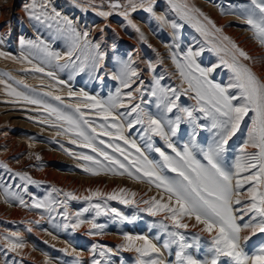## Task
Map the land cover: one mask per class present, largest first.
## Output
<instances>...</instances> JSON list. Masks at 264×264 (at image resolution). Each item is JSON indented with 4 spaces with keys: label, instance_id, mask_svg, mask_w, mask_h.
<instances>
[{
    "label": "snow or ice",
    "instance_id": "obj_1",
    "mask_svg": "<svg viewBox=\"0 0 264 264\" xmlns=\"http://www.w3.org/2000/svg\"><path fill=\"white\" fill-rule=\"evenodd\" d=\"M154 3L155 0H126L125 6L119 0L116 2L109 0L110 8L124 9L122 14L126 19H128L129 10L135 12L138 8L155 14ZM168 3L181 19L193 24L196 30L205 37L206 42L209 36L220 41V44L213 43L210 50L218 53L224 52L230 57V59L221 58V63L232 73V79L228 85L222 86L209 78V74L220 67V64L201 67L195 57L200 56L204 49L194 51L189 48L183 57L178 58L175 53L172 55V62L179 71L182 84H187L186 89L182 86L164 88L160 85V79L155 80V87L150 94L156 97L157 108L162 109L165 114L162 116L148 114L141 103L136 102L138 96L141 100L143 99L144 93L141 88L143 81L140 80L138 70L132 67L131 57L122 63L119 73L112 77L119 83L114 94H110L107 99H98L87 93H81L83 100L86 101L83 107L91 110L103 120V123L99 125L85 118L86 114L81 110L80 103L65 105L66 108L72 110L69 112L48 104L42 98L32 97L15 89H11L8 95H14L18 100L22 99L28 104L43 106L49 116H54L57 121L62 122L51 124L53 128L58 129L57 135L72 133L74 138L70 140V143L90 148L91 152L96 154L95 156L79 154L80 159L91 161L96 165L95 168L85 166L84 172L93 176L100 175L102 172L121 176L127 174L129 178L147 183L158 190L159 199L151 197L142 201L148 205L144 211L151 216L163 214L164 220L172 222L174 230H170L164 221L160 222V227L170 238L163 241V248L168 249L176 245L179 249L175 252L176 264H264V241L254 247L251 252L246 250L253 237H257L258 234L264 235V78L257 76L247 64L242 62L251 60L248 53L240 49L229 37L223 35V29L199 8L186 3L178 4L177 0H168ZM229 12L238 15L242 22L252 30L254 38L261 46H264V0H250V4H240L238 8L229 5L227 11L221 8L222 15ZM98 14L107 18L112 13L100 11ZM28 15L30 19L41 23L46 20L55 21L57 32L63 34L68 40V50L64 53L50 50L43 41L38 44L28 41L29 47L39 49L44 53L45 59L42 63L54 66L59 71L72 69L73 72L80 73L88 69L97 80L104 79L99 72L105 61L106 53L101 50L99 43H94L89 39L88 32L78 31L70 20L61 21L60 13L55 10L52 14L41 12L38 15L33 6L28 9ZM41 16L45 19L41 20ZM158 19L162 23H167L165 17H158ZM128 23L132 24V21L128 19ZM52 26V23H48L49 28ZM132 27L135 28V25L132 24ZM171 27L177 30L180 26L172 23ZM136 31L139 32V28H136ZM141 39H143L142 33ZM21 43L25 42L21 41ZM4 55L5 53L0 52V56ZM31 71L45 73L48 77L56 79L55 72H45L44 67L34 66ZM137 81L139 85L133 87ZM57 82L64 83L63 81ZM18 83L23 84V81H18ZM24 87L28 88V85ZM123 89L131 90L123 91ZM29 91L34 92L35 90L29 89ZM189 93L193 94L189 98L195 100V104L182 107L178 102L182 96H187ZM44 95L51 96L52 94L48 92ZM68 95L73 97L76 94L69 91ZM52 98L63 103L59 95ZM174 110L180 114H174V119L168 118L167 114L174 113ZM246 117L250 121L246 130V139L240 148L241 154L236 157L235 163L229 169L225 163V154L228 152L229 142L233 137L244 131L242 124ZM202 120L207 123H201ZM64 124L67 127H63ZM182 124L191 126V140L184 144L182 150H178L172 138L177 136ZM136 125H146L142 130L147 140L151 141L152 136H159L175 153V156L168 155L161 148L156 147L153 150L159 154L162 162L149 160L135 140H129L123 134L126 128L132 129ZM200 130L211 133L212 142L207 148L197 143ZM103 136L112 139L106 142L100 139ZM121 140L124 145L135 149L138 154L135 158L130 159L132 153L117 143ZM98 145H104V147L101 148ZM147 146L153 148L151 143ZM107 148H111L113 154L106 151ZM248 148L253 151H246ZM64 150L68 152V149ZM116 153H119V156L115 155ZM197 154L202 155L206 163L197 159ZM120 156H123V160L119 158ZM100 157L108 163H102ZM36 159H40L39 155ZM0 168L11 172L7 164L0 163ZM165 170L174 173V176L166 175ZM13 175L25 184H37V181L27 173L16 172ZM246 184L249 185L247 189H245ZM120 191L125 192L126 190L121 189ZM51 192L57 196L62 194L65 199H52L49 193V196L43 200L33 198L30 207L42 208L54 221L62 217V222L56 224L57 228L76 231L82 225L88 224L90 227L86 235L103 234L104 224L84 217V213L92 209L95 210V216L103 212L106 215L113 214L120 220L127 219L115 209L108 210L106 207L102 208L101 203H92L93 197L100 195L98 191L83 198L88 202V207H85L82 212H76L74 217L70 216L67 211V201L80 198L72 192L61 193V190L56 188H52ZM4 195L10 200L18 201L21 206L27 204L22 196L18 193H10L7 187H5ZM130 195L135 196L136 194L131 193ZM117 199L121 203H133L132 200L125 199L117 193L107 196V200ZM53 213L56 215H52ZM193 219L196 225L202 226L201 231L211 237L208 248L211 253L209 258L199 259L189 251L200 248L198 234L188 237L180 231L189 229L192 226L189 222ZM5 239L9 241V249L13 252L24 247L18 233H9ZM156 239L159 240L160 237ZM124 241L125 243L119 245L117 250L136 252L138 254L136 264H171L170 261L166 262L163 259L161 247L146 236L125 235ZM136 241H143V244L137 246ZM63 251L67 254V249ZM73 251L75 252V249ZM91 252L90 264H109L107 254L112 253L113 250L107 246L92 245ZM79 255L80 253L75 252L74 264H88V262L80 261Z\"/></svg>",
    "mask_w": 264,
    "mask_h": 264
},
{
    "label": "rangeland",
    "instance_id": "obj_2",
    "mask_svg": "<svg viewBox=\"0 0 264 264\" xmlns=\"http://www.w3.org/2000/svg\"><path fill=\"white\" fill-rule=\"evenodd\" d=\"M21 1L22 0H17V3L11 10L9 0H0V7L5 6L10 12V15H5V19L0 22V28L2 29V26H8V34L15 35L11 42H9L6 46L7 51L14 54L19 53L16 45L20 42V39L25 42L24 44H27L26 39H23L22 36L30 35L34 38L36 33L35 31H31V29H29L30 33L29 30L28 32L25 30L20 32L18 30L19 27L21 29H26L27 27L25 25L18 24V29L14 31L15 23L12 19V14L15 13V10ZM51 1L55 2L56 6H58V12H61L66 17L69 16L68 18L72 20V24L75 28H77V30L80 32H88L90 40L94 43H101V50L106 53V58L102 66L103 69H100L99 74L101 75L103 73L102 76L104 75V79L102 81L97 80L93 74L89 73V70H87L89 72L84 71V75L82 74L83 72L80 73L83 76L80 74L74 76L73 71H71V74L69 75V73H67L69 69H65L62 72L63 76L61 75L63 77L62 81L64 82V88L66 89L61 95L63 98V105L60 101L54 100L52 95H44V93H48L45 92L48 88L45 90L37 88L43 85L46 87L45 83H39V85H36V83L32 84L30 82L29 75L34 73V71H31L32 68H23L18 66L16 63H13V70L11 71L8 70L7 67H0V81H3V83H0V124L2 126V130H0H5L3 132L4 134L0 136V143H7V146L0 147V163L6 164L5 162H10L12 164V166H8L9 169H12L11 172L0 168V177L3 176L0 178V186L2 187V190L0 189V264H46V262L47 264H74V260L76 259L75 252L80 253L78 257L80 261L88 262V264H90L92 259V245L107 246L113 250L112 253L107 254L109 264H136V258L138 255L136 252L117 250L119 245L125 243V235H143L148 237L156 243L158 247H161L163 259L166 262L170 261L171 264H176L175 252L179 249L176 245H172L168 249L163 248V241L170 238L160 227V222L164 221V223L169 226L170 230H174L172 228V222L170 220H164L163 214L151 216L144 211L148 205L144 204L142 201L150 199L151 197L159 199L160 193L158 190L154 186H150L147 183L138 182L129 178L127 174L121 176L112 175L110 173L105 174L102 172L100 175L93 176L90 173L84 172L83 168L85 166L95 168L96 165H94L91 161H84L80 159L79 154L93 156L96 154L91 152L90 148L70 143V140L74 137L68 135V133L67 137L70 136L69 138L64 137L63 135H57L58 129L53 128L51 124H61V121H57L54 116H49V114H47L48 112L44 110L43 107L28 104L22 99L18 100L14 95H8V92L11 89H15L32 97L37 98L39 96L38 98H49L43 100L47 103L49 102L51 105L58 108L62 107L65 111L71 112L72 110L70 108H65V105L79 103L76 99H79L78 97L82 98L81 93L83 92L87 93L89 96H95L98 99H107L110 94H114L117 87H119L118 81L112 79L114 75L118 74L115 68L120 70L122 63L128 61L129 57H131L132 67L138 70L140 80L143 81L141 88L144 96L142 100L138 96L136 102H140L141 106L148 114L152 116H162L165 115L163 110L157 108L156 105L158 101L150 94L153 89L152 87L155 84V80L160 79V85L162 87L165 86V88L181 86L183 89L187 88V84L183 85L182 82H180L181 78L179 76V71L172 63V59H170L172 58L171 55L174 52L177 57L180 58L183 57L182 55L187 52L188 48H192L194 51L203 48L204 51L200 56H198L197 60L203 67L220 64V67L216 68L209 74V78L222 86L228 85L231 82L232 73L229 68L221 63V58L230 59V57L224 52L218 53L217 51L210 50L213 43L220 44V41L214 40L212 36H209L207 38L208 42H206L205 37L196 30L193 24L181 19L180 15L172 9L168 0H155L153 5L155 14L148 13L139 8L135 12L129 10L128 19L132 21L135 28L132 27V24L128 23V19H126L122 14L124 9L110 8L109 0ZM113 2H116V0H113ZM119 2L125 4L126 6V0H119ZM233 2H235L236 5H233ZM177 3H186L189 6L199 8L211 20L212 13L217 11V14H219L221 18L220 20H222L226 19V15L229 13L224 15L220 14L221 8L228 10L229 5H232L233 8H238L239 3L250 4V0H177ZM100 11H108L112 14L105 18L98 14ZM158 17H165L167 19V23H162ZM172 23H176L180 27L177 30H173L171 27ZM233 23L236 31L241 35H246L251 44V48L249 50L242 49L248 53L251 60L242 62L247 64L252 71L259 76V74L252 67V55L257 49L264 53V46H261L259 41L254 38L253 34L246 32L250 29L249 26L245 25L242 21L238 22L234 20ZM215 24L220 28L221 25H223L220 21L215 22ZM136 28H139L140 31L137 32ZM39 32L42 34V37L47 38L52 47L55 46L53 49H60V47H57L60 45L57 44L55 38L52 39L51 35H45L44 30H39ZM245 32L246 34H244ZM19 33H21V36ZM141 33L143 34V39H141ZM223 35L229 37L224 32ZM36 36H39L38 33H36ZM230 39L236 43L232 38ZM64 50L66 49L64 48ZM38 51L39 57L44 60V53L39 49ZM114 54L116 55L113 60ZM135 59L136 61H134ZM25 69H29V71H25ZM113 73L115 74L113 75ZM18 81H23V84L18 83ZM24 85H28V88H25ZM137 85H139V81H137ZM137 85L134 84L133 87H136ZM29 89H34L35 91L30 92ZM124 90L130 91L131 89H123V91ZM48 91H52L51 88ZM69 91L75 93L76 95L69 97ZM191 95L193 94L190 93L187 96H182L178 103L182 107L193 106L195 104V100L189 98ZM80 104L81 110L86 114V119L93 121L94 124L97 125L103 123V120L98 115L83 107L84 103ZM174 114L178 113L174 110V113H168L167 116H169L168 118L170 119H174ZM198 114L199 113H196V115ZM29 117H32V119H29ZM202 123H207V121L202 120ZM249 123L250 121L246 117L245 122L242 124L244 131L238 133L237 136L233 137L231 142H229L230 147L224 158L229 169H231L232 165L235 163L236 157L241 154L240 148L244 139H246L245 134ZM145 126L146 125H136L132 129L126 128L123 134L128 137L129 140H135L137 146L141 148L149 160L162 162L159 154L153 150L156 147L161 148V150L165 151L168 155L175 156V153L167 147L166 142L159 136H152L151 141H148L142 130ZM187 132L188 124H182L177 136L173 137L180 143V145L177 146L179 147V150H182L184 144H186L183 143V141L186 140ZM200 138L202 140L205 139L203 142L207 141L208 137L206 130H201L200 135L197 138L199 145H201L202 141ZM100 139H104L108 142L112 138L103 136L100 137ZM117 143L125 149L127 148L126 150L132 153L130 159H133L138 155L134 148H129V146L124 145L122 140L117 141ZM148 143H151L153 148H148ZM35 144H41L40 146L45 148L43 150L48 151L52 155L51 160L43 158L37 160L34 150L32 149V146ZM7 147L10 150H8ZM99 147L103 148L104 145H99ZM65 148L68 149V152L64 150ZM250 149L251 148H248L246 151H253V149ZM105 150L110 154H113L111 148H107ZM5 151L7 152L5 153ZM69 153H71V155ZM115 155L119 156V153H116ZM119 158L123 160V156H120ZM99 159L104 164L108 163L103 160V157H100ZM197 159L201 160L202 163H206V161L203 160V156L200 154L199 156L197 154ZM14 168H18V170H15ZM48 170H52L55 174L60 175L64 181L59 182L55 179L53 181L48 180ZM18 171L20 173H27L28 176L37 181V184H25V182L21 181L18 177H14L13 174ZM165 173L170 177L174 176V173L167 172V170H165ZM41 176L43 177L42 179ZM89 180H91V182H88ZM92 180H97L99 184L92 182ZM93 186L96 188L92 189ZM5 187H7L10 193H18L22 196L27 204L25 206H21L18 201L6 198L4 195ZM247 187H249V185L246 184L245 189H247ZM25 188L27 189L26 191L24 190ZM52 188L61 190V193L72 192L80 198L75 201H67V211L72 217L75 216L76 212H82L85 207H88V202L83 198L93 193V190L94 192L98 191L100 195L94 196L92 203H101L102 208L106 207L108 210L115 209L127 219L120 220L113 214L106 215L103 214V212L101 215L95 216V210L92 209L88 213H84V217L87 219H95L96 223L104 224L105 227L103 229V234L86 235L90 227L88 224L82 225L81 228L76 231L57 228L56 224L62 222V217H59L54 221L49 218V214L42 208L30 207L33 202V198L36 200H43L45 197L49 196V193H51L52 199H65L62 194L57 196L55 193H52ZM121 189H125L126 191L121 192ZM113 193H117L125 199H130L133 203H121L119 199L107 200V196ZM131 193H135L136 195L131 196ZM14 209L19 210L18 212L20 217H14ZM58 211H62V209H58ZM52 215L55 216L56 213H53ZM189 223L192 225L189 229H181L180 231L188 237H192L196 234L200 236V248L198 250H189L190 253L199 259L209 258L211 253L208 251V248L210 247L211 237L207 233L201 231L202 226L196 225L194 219ZM12 232L19 234V239L24 243L23 248L25 250L22 248L23 251L18 249L13 252L9 249V243L5 237ZM157 237H160V239H156ZM262 241H264V235L258 234L257 237H253L246 250L251 252L254 247L258 246ZM136 243L137 246H140L143 244V241H136ZM64 249H67V254L63 251ZM74 249L75 252L73 251ZM97 251H99V249H97Z\"/></svg>",
    "mask_w": 264,
    "mask_h": 264
},
{
    "label": "bare ground",
    "instance_id": "obj_3",
    "mask_svg": "<svg viewBox=\"0 0 264 264\" xmlns=\"http://www.w3.org/2000/svg\"><path fill=\"white\" fill-rule=\"evenodd\" d=\"M238 1V0H237ZM9 6H10V8H11V10H12V7L13 6H15V4L17 3V0H9ZM241 3H239V5H240ZM233 5H236V3L235 2H233ZM238 5V4H237ZM238 5V6H239ZM2 6V5H1ZM33 6H35V9H36V13L39 15L41 12H47V13H49V14H52L53 13V10H55V11H57L58 12V6H56V3L55 2H52L51 0H22L21 2H20V4H19V6L17 7V9L15 10V13L14 14H12V19H13V21H14V23H15V29H14V31L15 30H17L18 28H17V24L18 25H25L27 28L26 29H21L20 27H19V31L20 32H22V30H25L26 32H28V30L29 29H31V31H35L36 33H38V35L39 36H36V33H35V37L33 38V36L31 37L30 35H26V36H22V38L23 39H26V41L28 42V41H32V42H34V43H40V41H43V43L44 44H46V45H48V47H49V49L50 50H52V51H57V52H61V53H64V52H66V50H68V40L65 38V36L63 35V34H61V33H59V32H57V25H56V23H55V21H51V20H46L45 22H43V23H41L40 21H37V20H34V19H30L29 18V15H28V9L29 8H31V7H33ZM44 6H46V7H44ZM208 10V9H207ZM210 10V9H209ZM226 10V9H225ZM212 11H214V10H212ZM227 11V10H226ZM60 13V19H61V21H63V20H70L68 17H66L64 14H62L61 12H59ZM211 13V12H210ZM8 14L10 15V12H9V10H8V8L6 9V7L4 6V7H0V22L2 21V20H4L5 19V15L6 16H8ZM220 14H221V12H220ZM67 15V14H66ZM226 19H222V20H220L221 18H220V16H219V14H217V11L215 12V13H212V20L213 21H215V22H218V21H220L223 25H221V28H223V32L225 33V34H227L230 38H232L236 43H237V45H238V47L239 48H241V49H245V50H249L250 48H251V44H250V40H248V38H247V36L246 35H241L240 33H238L237 31H236V29H235V26H234V20H236V21H242V19H240L239 17H238V15H236V14H232L231 12H229V14L228 15H226ZM45 18L43 17V16H41V20H44ZM71 22H72V20H70ZM48 23H52V27L51 28H49L48 27ZM73 23V22H72ZM243 25V24H242ZM12 26V25H11ZM147 27V26H146ZM243 27V26H242ZM7 29H8V26H5V27H3L2 26V29L0 28V30H1V32H0V52H3V53H5V55L4 56H0V67H7L8 68V70H13V63H16L18 66H20V67H23V68H33L34 66H36V67H44L45 68V72H47V71H54L55 72V76H56V79H52V78H50V77H48L47 75H45V73H40V72H35L34 71V73H32V74H30L29 75V78H30V82L32 83V84H34V83H36V85H39V83H45V86L46 87H44V85L43 86H41V87H37L38 89H41V90H45L46 88H48V89H46V91L45 92H50L51 94H52V97L53 96H57V95H59L60 97H61V95H62V93H64V90H66L65 88H64V84L63 83H58L57 81H62L63 79V75H62V72L63 71H59V70H57L54 66H48V65H46V64H44V63H42V59L39 57V51H38V49H36V48H31V47H29L27 44H22L21 43V39L19 40L20 42L16 45V47H17V50L19 51V53H16V54H14V53H12V52H10V51H7V49H6V46H7V44L9 43V42H11V40L15 37V35L13 34V35H11V34H8L9 32L7 31ZM77 29V28H76ZM237 29L239 30V28L237 27ZM241 29H243V28H241ZM240 29V30H241ZM245 29V28H244ZM9 30H10V28H9ZM39 30H44L45 31V35H51V37H52V39L53 38H55L56 39V41H57V44H59L60 46H57V47H60V49H58L57 50V48H55V49H53V47H55V46H51L50 44V42L47 40V38L46 37H42V34L39 32ZM13 31V32H14ZM79 31V30H78ZM246 32H248V33H250V34H253L252 33V30L251 29H248ZM246 32L244 33V34H246ZM29 33H30V30H29ZM43 33V32H42ZM21 33H19V35H20ZM21 36V35H20ZM6 41V42H5ZM102 42V41H101ZM5 43V44H4ZM97 43V42H96ZM198 43V42H197ZM101 44V43H100ZM192 44V43H191ZM112 45V44H111ZM116 46V45H115ZM196 46V45H195ZM200 46V45H199ZM10 47V46H9ZM168 47V46H167ZM258 47V46H257ZM11 48H12V46H11ZM10 48V49H11ZM64 48L66 49V50H64ZM116 48V47H115ZM114 48V49H115ZM170 48V47H169ZM197 48H198V46H197ZM14 49V48H13ZM12 49V50H13ZM107 49V48H106ZM109 49V48H108ZM168 49V48H167ZM189 49V48H188ZM192 49V48H191ZM195 49H196V47H195ZM257 49V48H256ZM137 50V49H136ZM165 51V50H164ZM134 53V52H133ZM141 53V52H140ZM175 53V52H174ZM254 54L252 55V60H253V69L259 74V76L261 77V78H264V53L261 51V50H259V49H257L256 51H254L253 52ZM138 54V53H137ZM142 54V53H141ZM170 54H172V53H170ZM115 55L116 54H114V56H113V60H114V57H115ZM121 55V54H120ZM140 55V54H139ZM173 55V54H172ZM171 55V56H172ZM138 56V55H137ZM183 56V55H182ZM25 57H27V59H25ZM170 58V57H169ZM168 58V59H169ZM170 59H172V58H170ZM195 59H196V62L197 63H199L200 64V62L197 60L198 59V57H195ZM139 60V59H138ZM29 61H31L30 63H29ZM134 61H136V59L134 60ZM61 63H63V61H61ZM173 63V62H172ZM116 65V64H115ZM138 65V64H137ZM201 65V64H200ZM174 66H175V64H174ZM114 67V66H113ZM117 67V66H116ZM151 67V66H150ZM201 67H203V66H201ZM103 69V68H102ZM88 69H86L85 70V72H89V71H87ZM115 70L119 73V69L118 68H115ZM71 71H73L72 69H69V71L67 72V73H69V75L71 74ZM177 71V70H176ZM74 73V76L75 75H78V74H80V73H82V72H80V73H75V72H73ZM90 73V72H89ZM105 73H106V71H105ZM83 75H84V72L82 73ZM82 74H80V75H82ZM103 74V73H102ZM101 74V75H102ZM115 73H113V75H114ZM62 75V76H61ZM82 75V76H83ZM153 75V74H152ZM175 75V74H174ZM177 75V74H176ZM92 76V75H91ZM104 76V75H103ZM177 78V77H176ZM81 79V78H80ZM93 79V78H92ZM144 79V78H143ZM0 80H1V78H0ZM147 80V79H146ZM150 80H151V78H150ZM179 80V79H178ZM175 81V80H174ZM154 82V81H153ZM180 82H182V81H180ZM173 83V82H172ZM175 83V82H174ZM164 84H166V83H164ZM137 85V84H136ZM153 85V84H152ZM173 85V84H172ZM171 85V86H172ZM183 85H185V84H183ZM48 86V87H47ZM169 86H170V84H169ZM168 86V87H169ZM155 87V84L153 85V87L152 88H154ZM51 88V90L52 91H48L49 89ZM164 88H165V86H164ZM148 89V88H147ZM185 89V88H184ZM145 90V89H144ZM125 91V90H124ZM84 93V92H83ZM190 94V93H189ZM192 94V93H191ZM39 97V96H38ZM37 97V98H38ZM79 99H76V101L77 102H79V103H86V101H84L83 100V98H81V97H78ZM156 98V97H155ZM42 99H49V98H42ZM51 99V98H50ZM61 99H63L62 97H61ZM82 99V100H81ZM65 103H66V101H65ZM48 104H50L49 102H48ZM61 104V103H60ZM63 104V103H62ZM194 104V103H193ZM64 105V104H63ZM71 105V104H70ZM156 105V104H155ZM52 106H54V105H52ZM40 107H43V106H40ZM54 107H56V106H54ZM58 108V107H57ZM66 108V107H65ZM43 109L44 110H46L44 107H43ZM60 109H63V110H65L64 108H60ZM86 109V108H85ZM88 112V111H87ZM90 112V111H89ZM92 112V111H91ZM47 113V112H46ZM48 114V113H47ZM179 114V113H178ZM87 115H90V114H87ZM92 115V114H91ZM199 115V114H198ZM89 117V116H88ZM169 117V116H168ZM54 118V117H53ZM62 123V122H61ZM201 123H202V121H201ZM95 125H97V124H95ZM64 127H67V125L66 124H64L63 125ZM2 126H1V124H0V129L2 130V128H1ZM0 130V136H2L4 133V131H1ZM54 132H56V131H54ZM191 132H192V128H191V126L190 125H188V132H187V137H186V140L185 141H183V143H189V141L191 140ZM200 132H201V130H200ZM6 133V132H5ZM64 136V137H67L68 135H71V136H73L74 137V135L72 134V133H68V135L67 134H61V136ZM202 135V134H201ZM246 135V134H245ZM63 137V138H64ZM70 137V136H69ZM69 137H67V138H69ZM207 137H208V139H207V141L206 142H203V140H205V139H201L202 141H201V147H203V148H207V146L209 145V144H211V142H212V136H211V133L210 132H208L207 131ZM3 138V137H2ZM5 138V137H4ZM198 138V137H197ZM6 139V138H5ZM235 139V138H234ZM7 140V139H6ZM5 140V141H6ZM9 140V139H8ZM173 140V143H174V145L177 147V146H179L180 145V143L178 142V140L176 139V138H173L172 139ZM1 141V140H0ZM3 141V140H2ZM15 141V140H14ZM231 142V141H230ZM5 143V144H4ZM198 143V142H197ZM200 143V142H199ZM3 144V145H2ZM7 143L6 142H3V143H0V147H5V146H7L6 145ZM41 144H35V145H33L32 146V149L34 150V154L37 156V155H39V157L40 158H43V159H48V160H51V158H52V155L48 152V151H45V150H43V149H45V148H43L42 146H40ZM99 146V145H98ZM49 148V147H48ZM7 149H8V147H7ZM127 149V148H126ZM177 149L179 150V147H177ZM181 149V148H180ZM8 150H10V149H8ZM33 150H32V152H33ZM251 150V149H250ZM31 151V150H30ZM7 151H5V153H6ZM132 152H134V151H132ZM198 156H199V154H198ZM5 162V161H4ZM8 166L10 165V166H12V164L9 162V163H7V162H5ZM32 168V167H31ZM15 170H18V168H14ZM14 169H13V171H14ZM29 169V168H28ZM34 169V168H33ZM32 169V170H33ZM2 170V169H1ZM12 170V169H11ZM30 170V169H29ZM36 170V169H35ZM20 171V170H19ZM18 171V172H19ZM28 172V171H27ZM14 173V172H13ZM1 174H2V172H1ZM28 174H30V173H28ZM48 174H49V179L48 180H51V181H53L54 179L55 180H57V181H59V182H63L64 180L62 179V177L60 176V175H58V174H55L52 170H48ZM166 174V173H165ZM3 175V174H2ZM3 177V176H2ZM2 177H0V178H2ZM7 177V176H6ZM6 177H5V179H6ZM40 178V177H39ZM43 177L41 176V179H42ZM10 179V178H9ZM13 179V178H12ZM14 180V179H13ZM45 180V179H44ZM1 181V180H0ZM5 181V180H4ZM17 181V180H16ZM84 182V181H83ZM88 182H91V180H89ZM87 182V183H88ZM92 182H96L97 184H99V182L97 181V180H92ZM10 184V183H9ZM60 184V183H59ZM89 184V183H88ZM0 185H1V183H0ZM62 185V184H61ZM93 185H95V184H93ZM9 186H11V185H9ZM19 186V185H18ZM89 186V185H88ZM96 186V185H95ZM95 186H93L92 187V189H95L96 187ZM12 187V186H11ZM0 189L2 190V187L0 186ZM15 189H16V187H15ZM102 190V189H101ZM104 191V190H103ZM92 192H94L93 190H92ZM2 193H3V191H2ZM32 197V196H31ZM15 210V209H14ZM19 210H15V211H13V215H14V217L15 216H19V212H18ZM12 214V213H11ZM12 215V216H13ZM11 216V217H12ZM20 217V216H19ZM5 231V230H4ZM3 231V232H4ZM4 233H6V232H4ZM3 234V233H2ZM1 234V235H2ZM8 236V235H7ZM3 237V236H2ZM3 240H5V239H3ZM4 242V241H3ZM8 243H9V241H8ZM4 247V246H3ZM2 247V248H3ZM26 247V246H25ZM6 248H8V247H6ZM24 249V248H23ZM22 250V249H21ZM25 250V249H24ZM28 250V249H27ZM17 251V250H16ZM23 251V250H22ZM11 252V251H10ZM27 252V251H26ZM22 254V253H21ZM26 255V254H25ZM28 255V254H27ZM1 258V257H0ZM6 263V262H5Z\"/></svg>",
    "mask_w": 264,
    "mask_h": 264
}]
</instances>
